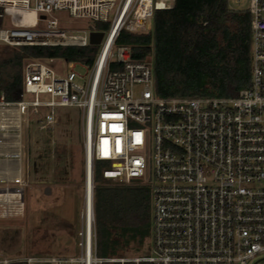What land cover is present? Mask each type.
<instances>
[{"label": "built area", "instance_id": "built-area-1", "mask_svg": "<svg viewBox=\"0 0 264 264\" xmlns=\"http://www.w3.org/2000/svg\"><path fill=\"white\" fill-rule=\"evenodd\" d=\"M174 1L0 0L1 45L86 46L90 31L104 32L91 65L67 61L70 68L58 75L54 58H25L18 98L8 101L0 93L4 133L19 129L21 115L29 119L45 111V122L52 123L56 106L78 107L84 200L85 170L91 171L90 229L88 234L83 204L79 253L1 256L0 264H264V0H248L244 8L250 15L248 86L234 96L162 97L154 92L151 61L133 59L115 39L122 28L149 30L153 12L172 8ZM56 10L86 23L64 28ZM25 13L34 21H24ZM75 63L88 68L86 79L72 70ZM96 163L102 177L115 183L147 185L150 246L142 255L96 254ZM24 184L20 174L12 184H0V218L23 214Z\"/></svg>", "mask_w": 264, "mask_h": 264}, {"label": "trees", "instance_id": "trees-1", "mask_svg": "<svg viewBox=\"0 0 264 264\" xmlns=\"http://www.w3.org/2000/svg\"><path fill=\"white\" fill-rule=\"evenodd\" d=\"M249 20L246 9L232 8L228 0H175L172 8L153 12L149 30L122 28L115 44L126 45L133 59L151 56L158 96H234L250 84ZM98 50L93 44L5 46L0 56V93L8 101L18 98L25 58H62L91 65ZM101 165L96 163L93 173L96 254L114 255L130 241L146 251L151 224L148 187L101 183L106 179Z\"/></svg>", "mask_w": 264, "mask_h": 264}, {"label": "rangeland", "instance_id": "rangeland-1", "mask_svg": "<svg viewBox=\"0 0 264 264\" xmlns=\"http://www.w3.org/2000/svg\"><path fill=\"white\" fill-rule=\"evenodd\" d=\"M247 4L248 0H228L232 8L244 9ZM53 14L64 28L86 23L84 20L71 19L65 10H56ZM88 23L103 30L108 27V22L88 20ZM5 46L0 44V56L4 54ZM146 58L151 61L150 55ZM69 66V62L62 58H54L52 63L58 75H64ZM72 70L83 75L84 79L89 72L88 68L78 63L74 64ZM76 80L81 82L83 78L76 76ZM40 97L46 99L49 95L41 94ZM54 113L52 123L45 122L44 111L23 121L21 159L26 169L24 211L21 216L0 218V257L79 253L81 210L84 204L81 110L75 106H56ZM103 181L101 183L116 184L111 179ZM46 186L50 188L49 192H45ZM147 242L150 246V237ZM143 250L138 249V242L130 241L123 244L116 254L109 256L133 257L145 253ZM9 264L18 263L13 261Z\"/></svg>", "mask_w": 264, "mask_h": 264}, {"label": "crops", "instance_id": "crops-1", "mask_svg": "<svg viewBox=\"0 0 264 264\" xmlns=\"http://www.w3.org/2000/svg\"><path fill=\"white\" fill-rule=\"evenodd\" d=\"M25 120L21 115L19 129L10 133L0 131V184H12L13 177L20 174L23 180L26 179V169L21 159L22 147V124ZM19 153V155H15ZM13 154V155H12Z\"/></svg>", "mask_w": 264, "mask_h": 264}, {"label": "bare ground", "instance_id": "bare-ground-1", "mask_svg": "<svg viewBox=\"0 0 264 264\" xmlns=\"http://www.w3.org/2000/svg\"><path fill=\"white\" fill-rule=\"evenodd\" d=\"M23 19L26 22H33L34 21V15L32 13H25L23 15ZM109 42V41H108ZM108 42L106 44V48L108 46ZM90 168L85 170V185L87 187L86 194H85V200H84V213L87 219V231L89 234L90 229V219H91V197H90Z\"/></svg>", "mask_w": 264, "mask_h": 264}, {"label": "water", "instance_id": "water-1", "mask_svg": "<svg viewBox=\"0 0 264 264\" xmlns=\"http://www.w3.org/2000/svg\"><path fill=\"white\" fill-rule=\"evenodd\" d=\"M41 18L44 17V15L40 16ZM104 32L101 30L97 31H90L89 32V43L93 45H98L101 42V39L103 37ZM50 188L48 186L45 187V192H49Z\"/></svg>", "mask_w": 264, "mask_h": 264}]
</instances>
